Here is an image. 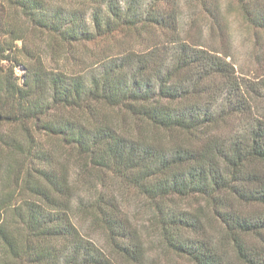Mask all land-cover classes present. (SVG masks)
Listing matches in <instances>:
<instances>
[{
	"label": "trees",
	"instance_id": "16d2710c",
	"mask_svg": "<svg viewBox=\"0 0 264 264\" xmlns=\"http://www.w3.org/2000/svg\"><path fill=\"white\" fill-rule=\"evenodd\" d=\"M195 1L0 0V264H264V79Z\"/></svg>",
	"mask_w": 264,
	"mask_h": 264
},
{
	"label": "rangeland",
	"instance_id": "374dc122",
	"mask_svg": "<svg viewBox=\"0 0 264 264\" xmlns=\"http://www.w3.org/2000/svg\"><path fill=\"white\" fill-rule=\"evenodd\" d=\"M220 4L222 18L221 25H212L211 22L205 18L198 21L193 29L195 36L201 34L202 41L205 43H213L217 46H222L223 43H226L229 46V52L231 53V59L235 62L237 66L238 73L241 77H244L246 80H258L260 86L262 85V80L264 79V31L259 32L254 28L250 27L249 24L244 20L241 15L240 6L237 0H216ZM182 3L183 10L186 12L187 17L193 15L203 14L201 6L198 5L195 0H180ZM217 23V22H216ZM218 24V23H217ZM220 25V24H219ZM18 44H21V41H18ZM1 65L5 68L12 66L7 61H2ZM25 67L20 64L13 68L14 77L19 79V82L24 81ZM261 99H259V107L262 106ZM9 127L7 124L0 125V131ZM75 171V170H74ZM73 174H75L73 172ZM76 176V175H75ZM135 205V206H134ZM134 207L137 208L136 202H134ZM137 205V206H136ZM140 218H145V215H141ZM80 222V221H79ZM82 223L80 222V226ZM83 231L90 236H93L100 245L106 247V243L102 238L100 232L95 231L92 228H88L87 225H84ZM146 232H144L145 234ZM146 234L147 243L149 247V255L151 259H155L154 256H159V261L161 264H180L177 260L169 259L167 262L162 255V250L156 247L153 248L152 236ZM154 261V260H153ZM183 264L185 261H181Z\"/></svg>",
	"mask_w": 264,
	"mask_h": 264
},
{
	"label": "water",
	"instance_id": "95a60500",
	"mask_svg": "<svg viewBox=\"0 0 264 264\" xmlns=\"http://www.w3.org/2000/svg\"><path fill=\"white\" fill-rule=\"evenodd\" d=\"M3 119V115L2 114H0V121Z\"/></svg>",
	"mask_w": 264,
	"mask_h": 264
}]
</instances>
